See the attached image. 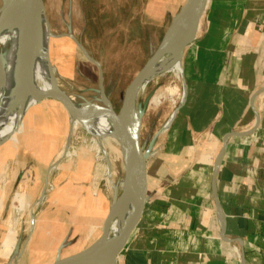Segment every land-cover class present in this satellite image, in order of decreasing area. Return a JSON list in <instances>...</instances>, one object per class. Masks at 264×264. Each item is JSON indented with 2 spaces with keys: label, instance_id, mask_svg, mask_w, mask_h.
<instances>
[{
  "label": "crops",
  "instance_id": "0c3cea01",
  "mask_svg": "<svg viewBox=\"0 0 264 264\" xmlns=\"http://www.w3.org/2000/svg\"><path fill=\"white\" fill-rule=\"evenodd\" d=\"M189 1L169 15L175 18ZM208 6L205 30L184 59V100L165 130L161 153L148 165L142 221L118 264H264V0H209ZM36 106L17 139L8 141V151L16 152L7 165L11 181L0 182V211L13 208L18 195L41 207V222L32 221L55 249L56 242L93 236L110 210L99 204L102 195L93 193L86 174L75 173L71 187L55 181L60 146L54 143L65 128H55V113L41 140V111H31ZM58 110L69 113L64 105ZM59 211L73 221L62 235ZM90 224V231H77ZM61 243L51 264L92 246L65 256Z\"/></svg>",
  "mask_w": 264,
  "mask_h": 264
},
{
  "label": "rangeland",
  "instance_id": "374dc122",
  "mask_svg": "<svg viewBox=\"0 0 264 264\" xmlns=\"http://www.w3.org/2000/svg\"><path fill=\"white\" fill-rule=\"evenodd\" d=\"M5 1L0 0V10ZM41 2L50 32L55 37L49 35L45 40L44 36H41L42 46L38 51L49 57V63L55 71L60 89L74 96L77 102L82 104L81 106L87 104L98 106L100 95L104 91L114 112L118 114L133 79L159 47L174 19L169 13L176 12L184 0H41ZM208 9L209 6L202 17L198 38L205 30ZM78 44L93 62L82 52ZM191 45L184 50L183 72L166 71L156 75L138 96L135 108L139 119V144L142 152L148 154L147 171L152 159L161 153L163 137L166 135L163 130L165 125L171 120L174 112L182 104V98L185 97L184 59ZM157 98H160L158 104L154 102ZM50 101L55 100H43L31 111L34 109L41 111L42 124L39 131L41 140L46 139L43 136L49 130L46 125L52 121L53 115L56 116L55 113L59 120L58 122L53 120L55 128H65L64 135L54 143L57 145L56 148L60 146L55 154V158H59L56 166V171L58 167L59 171L55 181L60 180L61 187L62 185L71 187L78 181V179L75 181L74 175L78 174L82 177L86 174L85 180L92 186L93 193L99 197L102 195L103 200L99 204L110 210L123 193V188L119 184L124 174L123 161L111 155V148L115 146L108 143L107 146L105 145L110 154V161H107L103 153L97 152L95 140L82 126L73 128L69 113L59 114L61 103L55 101L53 108L48 105ZM24 123L25 118L22 126ZM22 126L18 132L23 130ZM17 133L10 140L17 139ZM8 143L10 142L0 145V162H2L0 182L8 176V160L12 155L15 156L16 152L8 151L10 145ZM21 145L24 147L23 143ZM25 149L28 150L27 147ZM24 154L23 158L27 153ZM48 164L49 162L38 165L44 169ZM41 177L42 182L43 176ZM11 179L12 177L8 176V180ZM26 202L18 195L13 208L10 207L6 212L0 211V218L6 217V222L0 224V264H51L56 259V249L62 241L56 242L57 246L53 249L49 241L44 240L45 234H39L38 224L32 221L33 217L40 221L44 210L41 207L39 209L36 206L32 207L30 203L28 205V201ZM68 205L69 201L64 204L65 207ZM71 210L73 212V209ZM62 213V211L56 213L62 224L61 231L58 230L60 235L68 230L73 222L65 215H61ZM104 214L93 236L86 235L84 241L76 239L61 243L62 253L65 256L71 255L83 247L93 245L102 232ZM81 222H85L84 216L81 217ZM92 227L90 224L86 228L84 225L76 228L78 232L83 229L86 232ZM78 232L75 234L77 238L80 234Z\"/></svg>",
  "mask_w": 264,
  "mask_h": 264
},
{
  "label": "bare ground",
  "instance_id": "6f19581e",
  "mask_svg": "<svg viewBox=\"0 0 264 264\" xmlns=\"http://www.w3.org/2000/svg\"><path fill=\"white\" fill-rule=\"evenodd\" d=\"M197 2L198 0L189 1L186 12L174 26L166 43L169 54L152 66L146 84L166 71L183 72L184 49L196 38L203 17L198 19L195 14ZM8 3L9 9L0 26V145L8 142L18 132L28 110L38 104L45 93L60 97L58 89L62 92L63 100L70 106L73 128L82 126L95 140L97 152L103 153L107 161H110V154L105 145H114L111 155L122 159L121 145L131 136L133 144L130 155L135 160V169L133 173H128L122 163L124 174L119 184L123 193L108 214V237L113 241L132 217L139 194L138 180L148 159V154H144L139 147V119L135 103L131 105L132 113L126 123L114 114L103 92L98 106L87 103L81 106L74 96L60 89L49 57L38 51L42 46L41 36L46 40L47 36L53 35L49 31L41 0H8ZM197 19L200 23L195 29L193 26ZM180 37L184 40L176 44ZM154 102L158 104L160 98ZM171 120L165 125L164 131L170 126ZM109 255L107 247L101 248L84 264H116L117 260L107 262Z\"/></svg>",
  "mask_w": 264,
  "mask_h": 264
},
{
  "label": "water",
  "instance_id": "95a60500",
  "mask_svg": "<svg viewBox=\"0 0 264 264\" xmlns=\"http://www.w3.org/2000/svg\"><path fill=\"white\" fill-rule=\"evenodd\" d=\"M208 3H209V0H198L196 9H195V14L198 15L197 17L198 19L201 18L206 12ZM8 9H9V3H8V0H6L3 8L0 11V26L3 22L4 15L8 11ZM186 9H187V6L182 11H180V13L172 20L159 47L156 49L154 54L148 59V61L143 66V68L137 73V75L133 79V82L130 85L122 101L120 112L116 114L112 108V111L114 112V114L118 115L124 123H126V121L130 118V115L132 113V107H131L132 103L134 102L135 107H136V102H137L139 94L148 85L146 84V80L149 76L150 69L156 62L163 59L169 54L170 51L166 47V43L170 37V34L174 26L179 21V19L182 17V15L186 12ZM198 19H197V22L194 23V26H193V28L195 29L200 23ZM183 40L184 39L180 37L176 44L182 43ZM190 44L188 43L187 46H189ZM187 46L185 47V49L187 48ZM79 48L88 57V59H90L93 62V60L89 57L87 52L80 45H79ZM57 92L60 95V97H55L53 93H45L39 99L38 103H40L43 100H47V99L55 100V101L60 102L62 105H64L66 109L68 110V112L70 113L71 112L70 106L68 103H66L63 100L62 92L59 89L57 90ZM102 92L104 93V91ZM132 144H133V139L131 136H128L124 140L123 144L121 145V153H122L121 155H122L125 170L128 173H133V170L135 169V160L130 155ZM139 147H140V144H139ZM220 159H221V155L218 159V162L220 161ZM218 162L216 166H218ZM138 181H139L138 183L139 184V194L137 196V202H136L132 217L129 219V221L127 222V224L125 225L121 233L113 241H111L112 238L108 237V231H107V224L109 221V216H108L104 222L102 236L97 242H95L92 246H90L86 250L76 255L70 256L68 258L59 259L53 264H84L85 262L89 261L92 256L98 253L101 248H105V247H107L108 253L110 254L109 257L107 258V262H111L112 260H117L119 256L123 254V252L127 249L128 245L130 244L137 228L140 225V222L142 221V218L145 212V208L147 205V198H148L147 161L142 169V174ZM218 211L222 218V212H221L220 206H218Z\"/></svg>",
  "mask_w": 264,
  "mask_h": 264
},
{
  "label": "built area",
  "instance_id": "2783aa9c",
  "mask_svg": "<svg viewBox=\"0 0 264 264\" xmlns=\"http://www.w3.org/2000/svg\"><path fill=\"white\" fill-rule=\"evenodd\" d=\"M48 191H51L53 189V187L50 185L47 187Z\"/></svg>",
  "mask_w": 264,
  "mask_h": 264
}]
</instances>
